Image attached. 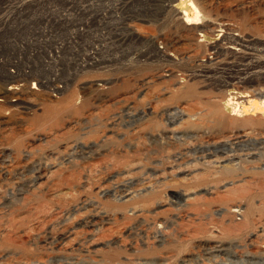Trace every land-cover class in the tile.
I'll return each mask as SVG.
<instances>
[{
  "label": "rangeland",
  "instance_id": "obj_1",
  "mask_svg": "<svg viewBox=\"0 0 264 264\" xmlns=\"http://www.w3.org/2000/svg\"><path fill=\"white\" fill-rule=\"evenodd\" d=\"M194 1L224 43L172 0H0V264H264V143L206 153L209 99L264 89V0Z\"/></svg>",
  "mask_w": 264,
  "mask_h": 264
},
{
  "label": "bare ground",
  "instance_id": "obj_2",
  "mask_svg": "<svg viewBox=\"0 0 264 264\" xmlns=\"http://www.w3.org/2000/svg\"><path fill=\"white\" fill-rule=\"evenodd\" d=\"M172 1H175V3L172 5L164 4V8H166V6H170L172 8V11L174 10L175 12H177V14L180 15L179 16L180 23L187 30H194L197 33L198 41L200 43L208 45L213 48L224 43L225 40L224 33L225 30L231 28L230 24H226V27L224 29V26L222 24L217 23L215 19L212 16H210L209 7L205 6V8H203L194 0H172ZM147 3H148L147 1H145V3L144 2L142 3V1L136 2L137 4L136 10H138L137 12H141L144 10L145 7H148ZM141 17H143L144 19L147 18V16H141ZM157 18L158 17L156 16L155 19ZM239 40L241 42L240 44L244 46L246 45L244 39L239 38ZM252 45L253 43L250 42V40H248L247 46L250 48ZM2 50L3 49L0 50V56H2L4 60V58L7 57L9 53L5 52L7 50L3 52ZM0 72L1 74L3 72H6L5 66H0ZM17 75L18 74L8 75V76L4 75L3 78L11 79V78H15ZM177 84L183 85L184 80H179ZM17 89L18 88L16 86L8 87L7 91L1 93L0 101L3 100L7 101L8 99L9 101L16 102L21 94L20 92H18ZM257 94L259 96L264 97V89L258 88V90H256V93L248 94L246 91L233 87L225 91V93L221 97L219 98L215 97L214 98L215 100L212 101H210L209 99L208 107L211 114H213L214 117L218 118L220 122L222 121L225 122V124L227 125L228 123L231 125V127L230 125H228L230 129L227 130L228 127L226 128L227 131L221 134V136L216 141L215 145L213 144V146L206 149L207 156L211 159L210 161L215 167L226 168L228 167V164H231L232 167L238 166L240 165L242 158H241V153L238 152L237 150L245 149V148L249 149V146H251L252 143H259V144L264 143V99L261 97L260 99L262 100L258 99ZM50 112L51 109L47 113ZM179 130L176 128H170L165 131V134L181 137L185 134L186 136L188 135L195 136V134L198 133V131L196 132L191 131L192 133H188ZM254 135L257 137H255ZM148 189H149L148 186L141 188L142 191L144 190L146 192L148 191ZM104 194L106 196H109L111 192L110 191L105 192ZM184 194L188 195L190 193L188 192ZM132 196L133 193L132 191L129 192V190H126L122 195V197L126 201L131 199ZM149 197H153V196L150 195ZM131 210L133 212H139L136 206H133ZM235 211L238 210L235 209ZM99 214H101L106 219L108 218L106 211L101 212L99 210ZM221 246L222 245H213L210 246V248L212 249L211 250L212 252L223 251L224 248H222Z\"/></svg>",
  "mask_w": 264,
  "mask_h": 264
}]
</instances>
